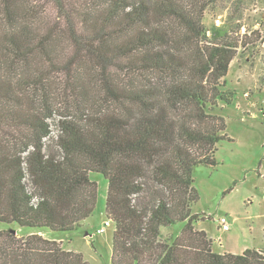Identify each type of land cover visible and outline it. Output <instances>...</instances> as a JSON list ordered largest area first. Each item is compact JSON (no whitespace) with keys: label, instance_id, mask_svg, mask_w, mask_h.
<instances>
[{"label":"trees","instance_id":"1","mask_svg":"<svg viewBox=\"0 0 264 264\" xmlns=\"http://www.w3.org/2000/svg\"><path fill=\"white\" fill-rule=\"evenodd\" d=\"M214 1L0 0V264H89L39 232L93 214L94 172L108 181L111 264H264L262 248L215 250L192 213L197 166L228 138L215 109L239 46L226 26L208 36Z\"/></svg>","mask_w":264,"mask_h":264},{"label":"rangeland","instance_id":"2","mask_svg":"<svg viewBox=\"0 0 264 264\" xmlns=\"http://www.w3.org/2000/svg\"><path fill=\"white\" fill-rule=\"evenodd\" d=\"M50 12L55 14L51 8ZM218 16L223 21L221 26L235 30L234 35L239 38L236 58L225 76L224 88L232 97L230 102L220 100L215 109L226 120L228 138L217 144L215 165L197 166L194 178L199 199L192 213L203 218L196 225L214 239L215 250L242 254L248 248L264 249V0L210 3L205 13L210 37ZM58 120L55 117L50 121L53 134L46 140L47 151L59 150ZM90 178L99 189L93 214L71 233H53L47 228L42 232L48 238H62L64 248L83 253L89 264H111L115 223L104 234H96L108 220L105 213L108 181L97 172L90 173ZM27 182L32 188L28 178ZM220 216L229 219V230L219 228ZM185 224L177 222L163 227V235L176 239ZM13 227L19 236H26L31 230Z\"/></svg>","mask_w":264,"mask_h":264},{"label":"built area","instance_id":"3","mask_svg":"<svg viewBox=\"0 0 264 264\" xmlns=\"http://www.w3.org/2000/svg\"><path fill=\"white\" fill-rule=\"evenodd\" d=\"M216 22V25L215 26H221L222 24H223V21H222V18H221V16H218V18L215 20ZM207 34H208V36L210 37L211 36V32H210V30H208L207 31ZM211 38V37H210ZM218 222H219V228L222 230V231H227V230H229L230 229V227H231V223H230V221H229V219L226 217V216H220L219 218H218ZM112 223V221L111 220H107V222L102 226V227H100V228H98L97 230H96V234H104L105 233V231H106V228L110 225Z\"/></svg>","mask_w":264,"mask_h":264},{"label":"crops","instance_id":"4","mask_svg":"<svg viewBox=\"0 0 264 264\" xmlns=\"http://www.w3.org/2000/svg\"><path fill=\"white\" fill-rule=\"evenodd\" d=\"M199 228H200V226H199ZM201 229H203V228H201ZM29 233H31V232H28V233H27V235H28ZM39 233L44 235V233H43L42 231H41V232H39ZM87 234H88V233H87ZM59 240H61V241H62L63 239L61 238V239H59ZM224 252H229V251H224ZM224 252H223V253H224Z\"/></svg>","mask_w":264,"mask_h":264},{"label":"water","instance_id":"5","mask_svg":"<svg viewBox=\"0 0 264 264\" xmlns=\"http://www.w3.org/2000/svg\"><path fill=\"white\" fill-rule=\"evenodd\" d=\"M14 231L16 232V230L14 229Z\"/></svg>","mask_w":264,"mask_h":264}]
</instances>
